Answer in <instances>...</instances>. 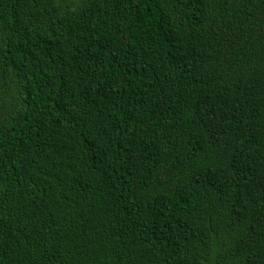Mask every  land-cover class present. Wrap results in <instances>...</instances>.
<instances>
[{"label":"trees","instance_id":"1","mask_svg":"<svg viewBox=\"0 0 264 264\" xmlns=\"http://www.w3.org/2000/svg\"><path fill=\"white\" fill-rule=\"evenodd\" d=\"M0 264H264V0H0Z\"/></svg>","mask_w":264,"mask_h":264}]
</instances>
